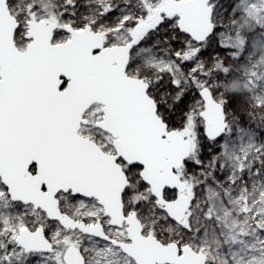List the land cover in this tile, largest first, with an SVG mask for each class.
Returning a JSON list of instances; mask_svg holds the SVG:
<instances>
[{
    "label": "snow or ice",
    "instance_id": "6c2138e0",
    "mask_svg": "<svg viewBox=\"0 0 264 264\" xmlns=\"http://www.w3.org/2000/svg\"><path fill=\"white\" fill-rule=\"evenodd\" d=\"M121 262L264 264V0H0V264Z\"/></svg>",
    "mask_w": 264,
    "mask_h": 264
},
{
    "label": "water",
    "instance_id": "95a60500",
    "mask_svg": "<svg viewBox=\"0 0 264 264\" xmlns=\"http://www.w3.org/2000/svg\"><path fill=\"white\" fill-rule=\"evenodd\" d=\"M65 47H69V45H65ZM159 159L161 161H163V154H161V156L159 157ZM148 255L152 258H157V259H160V258H167L164 253L160 252V250L158 248H152L148 251Z\"/></svg>",
    "mask_w": 264,
    "mask_h": 264
},
{
    "label": "rangeland",
    "instance_id": "374dc122",
    "mask_svg": "<svg viewBox=\"0 0 264 264\" xmlns=\"http://www.w3.org/2000/svg\"><path fill=\"white\" fill-rule=\"evenodd\" d=\"M258 187H259V185H258ZM210 237H211V233H210ZM168 238H169L168 235L165 234L160 239H161V242H163V241L167 240ZM121 264H122V262H121Z\"/></svg>",
    "mask_w": 264,
    "mask_h": 264
}]
</instances>
